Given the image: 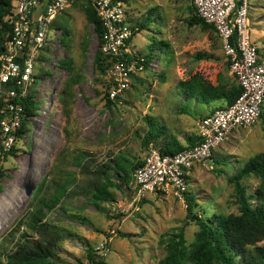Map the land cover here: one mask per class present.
<instances>
[{
    "label": "rangeland",
    "instance_id": "374dc122",
    "mask_svg": "<svg viewBox=\"0 0 264 264\" xmlns=\"http://www.w3.org/2000/svg\"><path fill=\"white\" fill-rule=\"evenodd\" d=\"M87 3L73 0L47 25L48 43L39 50L34 69L36 112L1 164L0 258L25 240L54 239L49 233L60 230L55 264H87L89 249L103 259L96 264H159L182 228L190 245L199 226L172 192L139 197L131 167L115 179L111 161L124 154L133 164L143 162L150 124L157 121L167 137L184 114L179 110L188 109L193 117L208 110L198 98L195 109L179 89L180 81L198 72L219 85L213 110L239 82L216 30L192 22L197 14L192 0H133L126 5V20L136 28L130 47L137 57L150 56V63L110 103L95 62L101 37L87 19ZM249 20L252 39L264 51V0H250ZM161 43L167 48L162 50ZM236 134L244 141H229ZM228 141L232 148L223 146ZM259 153H264V110L257 123L234 129L212 156L195 164L201 170L189 174L194 212L202 217L239 213L229 177ZM108 177L115 183L107 182L113 198L97 204L95 186ZM242 183L251 192L260 178L252 174ZM37 216L42 220L35 222ZM44 222L50 225L45 233L39 228ZM105 241L109 250L102 253L98 248Z\"/></svg>",
    "mask_w": 264,
    "mask_h": 264
},
{
    "label": "built area",
    "instance_id": "2783aa9c",
    "mask_svg": "<svg viewBox=\"0 0 264 264\" xmlns=\"http://www.w3.org/2000/svg\"><path fill=\"white\" fill-rule=\"evenodd\" d=\"M73 0H13L5 17L11 25L5 49L0 54V157L9 156L19 140L26 114V100L35 82L34 69L39 50L47 41V25L68 8ZM96 9L103 25L101 52L107 68L101 76L104 92L111 99L131 87L133 74L145 65L130 47L136 30L126 20V5L133 0H86ZM197 14L216 27L231 71L242 91L230 105L202 117L194 144L174 154H163L152 143L133 178L139 197L162 190L174 193L187 207L189 174L195 164L213 155L232 131L257 123L264 110V51L252 39L250 0H192ZM109 250L107 241L98 248ZM87 264H91L90 262Z\"/></svg>",
    "mask_w": 264,
    "mask_h": 264
},
{
    "label": "trees",
    "instance_id": "16d2710c",
    "mask_svg": "<svg viewBox=\"0 0 264 264\" xmlns=\"http://www.w3.org/2000/svg\"><path fill=\"white\" fill-rule=\"evenodd\" d=\"M12 1L0 0V54L5 49L7 35L11 31V25L7 23L5 17L11 11ZM85 12L88 21L95 25L96 32L102 37L104 30L102 21L95 7L90 2L86 4ZM192 22L201 23L205 29L214 28L216 30L213 24L207 23L196 13L193 15ZM63 34L64 36L69 34L68 28H63ZM166 48L161 43V49L164 50ZM95 62L97 69L100 70V75H104L107 63L101 51L96 56ZM142 63L148 66L150 56L144 58ZM65 64L69 65L68 62ZM179 89L183 94L187 95L185 97L189 101L193 98H198L205 103H210L215 100L217 97L216 93L222 88L213 84L201 73L196 72L189 79L180 81ZM241 91L242 87L240 84L232 85L228 97L223 100L217 109L232 104ZM105 96L110 103L120 98L118 96L115 99H111L107 91H105ZM36 108L37 101L34 100V95L31 94L26 100L27 120L34 116ZM179 111L183 113L190 112L188 109ZM26 127L27 121L25 120L19 135L26 131ZM163 134H167L166 129L156 121L150 124V130L144 135L143 144L146 146L151 143L157 145V139ZM198 140L199 138L196 140L188 139L189 144L183 145L175 136L168 135L167 141L163 145L158 146H160L163 154H174ZM12 152H14V149L10 153ZM4 159L0 157V169ZM142 164L143 162L131 163L129 157L124 154L115 155L111 161V166L116 172L115 179L124 177L125 174H121L127 168L131 167L134 171L135 168ZM101 172L107 173L103 170ZM252 174L260 178V183L253 191L249 192L248 188L243 185L242 180ZM107 179V181L95 186L93 196L97 200V204L100 200L110 201L113 198V192L109 191L108 186L113 185L115 187V183L111 177ZM107 182H110L109 185ZM229 182L234 185V196L239 205V213H214L212 216L202 217L194 212L193 203L195 202V196L189 187L186 193L188 204L187 218L195 221L199 226L196 238L194 242L188 245L182 228L176 237L169 241L167 254L161 259L159 264H264V153L251 157L235 174L229 177ZM41 220V217L37 216L35 222ZM49 226L45 222L39 223V228L44 233L49 230ZM49 235H54L55 238L49 240L39 239L36 242L25 240L16 251L7 255L6 259L0 258V264H55V242L62 237V232L60 230L51 231ZM88 255L91 264L103 263V259L98 258V255L91 249L88 250ZM104 264H107V262L104 261Z\"/></svg>",
    "mask_w": 264,
    "mask_h": 264
},
{
    "label": "crops",
    "instance_id": "0c3cea01",
    "mask_svg": "<svg viewBox=\"0 0 264 264\" xmlns=\"http://www.w3.org/2000/svg\"><path fill=\"white\" fill-rule=\"evenodd\" d=\"M263 51V50H262ZM199 100V99H198ZM197 100V98H193L190 100V102H193L194 107L196 109L197 107V103H199V101ZM189 102V105L191 104ZM218 101H212L210 103H206V105L208 106V110H206L205 112H203L202 114H200L199 116L193 117L191 116V112L189 113H184V114H179V118L177 120V126L174 128L173 132L170 133L169 135H173L175 136L183 145L189 144L188 139H193L196 140L198 138V122L199 120L206 116L209 115L211 113H213L215 110H217V108L215 110L214 107L215 105L218 106L219 103H217ZM222 104V103H221ZM192 108L193 105L191 104ZM179 110V109H178ZM213 110V111H212ZM180 112V111H179ZM181 113V112H180ZM179 130V131H178ZM243 137H245L244 135H239L236 134L234 137H232L229 141H233L235 143L239 141H244ZM162 138V139H161ZM167 137H159L160 140V145H163L166 141H167ZM235 138V139H233ZM226 142L223 146L227 147L229 146L230 148L233 147V145L231 144V142ZM152 144V143H151ZM159 144V143H158ZM150 146V145H149ZM236 147V146H234ZM229 148V149H230ZM222 150H225L226 148H221ZM201 165H197L196 167H194L193 171H192V175H195L196 173H198L201 170Z\"/></svg>",
    "mask_w": 264,
    "mask_h": 264
}]
</instances>
